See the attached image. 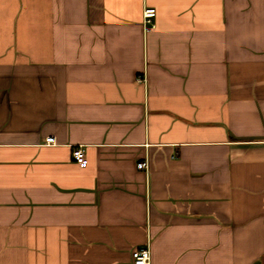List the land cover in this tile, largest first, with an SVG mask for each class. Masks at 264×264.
I'll use <instances>...</instances> for the list:
<instances>
[{
  "label": "crops",
  "instance_id": "1",
  "mask_svg": "<svg viewBox=\"0 0 264 264\" xmlns=\"http://www.w3.org/2000/svg\"><path fill=\"white\" fill-rule=\"evenodd\" d=\"M145 247L264 264V0H0V264Z\"/></svg>",
  "mask_w": 264,
  "mask_h": 264
},
{
  "label": "built area",
  "instance_id": "2",
  "mask_svg": "<svg viewBox=\"0 0 264 264\" xmlns=\"http://www.w3.org/2000/svg\"><path fill=\"white\" fill-rule=\"evenodd\" d=\"M157 14L155 7L146 6L143 11L144 24L146 28H154L156 26L154 18ZM46 144L55 143V136H48L45 140ZM73 157L80 166L85 167L88 164V159L86 158V152L84 146L77 145L73 149ZM147 166L146 161H140L138 163L139 168H145ZM135 264H150L151 263V251L148 247L137 248L132 253Z\"/></svg>",
  "mask_w": 264,
  "mask_h": 264
}]
</instances>
